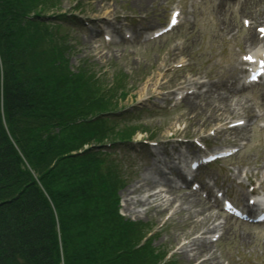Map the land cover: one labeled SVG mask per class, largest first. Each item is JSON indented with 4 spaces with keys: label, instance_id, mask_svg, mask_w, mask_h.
<instances>
[{
    "label": "rangeland",
    "instance_id": "1",
    "mask_svg": "<svg viewBox=\"0 0 264 264\" xmlns=\"http://www.w3.org/2000/svg\"><path fill=\"white\" fill-rule=\"evenodd\" d=\"M10 1L11 3L8 4L9 9L12 8L13 13H18L19 9L15 8H19L20 2L18 0ZM33 1L35 0H25L23 3L26 4L25 7L30 9V7L36 4V1L35 3H33ZM163 1L151 0L149 4L147 3L140 7L132 6L134 0L38 1L51 7L45 11V13L48 14L47 16H62L64 18L59 23L60 27L57 34L60 35L59 32L63 34V40L60 41L59 45L63 44L64 51H66L65 58L67 60V67L65 69H68L71 74H79V72H81V75L83 74L86 76L85 78L88 79L87 87L94 89L95 92L97 89L103 90L106 85L113 82L115 85L118 83L120 87L115 96L110 94L108 101L110 102L109 108L112 107L119 109L122 107V111L114 114L112 117L114 122H110L109 125L116 123L115 135L119 134L120 137L122 136L121 139H130L131 143H122L116 147L117 150H109L110 152L113 151L107 156V159L111 162L113 168L112 172L109 175L108 182L104 177L102 180L101 176L98 178V182L109 183L108 186L114 192L113 199L117 200L116 208L120 210L119 212L125 217L124 220L130 223L132 227L124 234L126 240L121 238L118 233H115V231L110 233V225L108 221H105L106 223L104 224V220H107L108 218V211H105L106 214H104L103 225L97 228L96 231L94 229L95 232H92L90 229L88 230L91 231V235H93L95 239L97 235L100 236V230H102V234L106 241L105 246L101 245L100 247L102 253L108 255L112 245H124L129 250L135 252V254H133V259L136 258L140 261V259L143 258L141 260H145L146 263L147 259L150 260L148 263L159 261L160 259L164 260L166 256H168L166 259H169L171 254L178 250L173 241L175 236L182 235L183 232L189 230L190 226L186 221L185 223H180L181 218H178V220L175 219L165 226L161 234L146 242L150 243V246H147L151 247L150 249H147L146 247L144 248L142 247V244L144 243L143 239L147 237L149 232L159 230L154 226H159L164 223L166 217H168V212L166 214L164 212L161 213V215H157L159 208L156 212H149L146 217L143 216V218L139 219L133 217V215H130L124 210L125 198L133 186L140 184V180L144 175H148L149 177L153 176L150 170L151 165L148 151L150 150V147L148 144L157 143V145L160 146L158 151H160L162 145H164L170 137L173 138L179 135L189 137L207 136L210 131H214L215 126L221 124L223 121H227V119L233 116L227 111H220L212 106L204 104H200L199 107L192 112L187 106L186 101L177 103L172 100V97L175 90L180 87L181 79H183V77L193 79L198 77L201 79H220L222 68L225 67V61L227 63L229 61L228 54L227 59L226 57H223L224 53L226 55V51H224V49L222 51L225 38L223 33L228 30L226 29L222 33V30L225 29L223 26L230 23H232V25H237L238 20H241L243 16L250 17L248 15L249 10H247V13L238 12L242 0H238L237 3L225 6V8H229V12L224 15L217 13L215 10L217 4H214L215 2L211 0H183L180 2L181 5L178 4L184 8L185 11H189V15L187 14V20L189 23L187 22V24L177 30L174 35L161 39L160 41L147 45L135 44L136 46H129V42H127V44L121 42V44L118 43L106 46L104 45L105 41L102 35L92 34L94 33L93 29L95 27H97L101 31V34H103L102 31L106 29L105 26H108V24L105 21H100V18L108 17L104 16L107 14H112V16L116 18L113 25L122 30H132L130 25L133 23H129V20H137L140 24H144V22L147 21L152 24V26L162 24L167 19V11H169L171 7L176 6V1L178 0ZM258 2H260V5L264 0H258ZM194 3L198 4L193 5ZM259 5L257 7H259ZM250 10L253 11V9ZM8 14L9 13H1L0 22L6 21V23H8L7 21H9L10 23H13L11 15L9 14V16ZM123 14L128 15L129 19H121L120 17L123 16ZM23 18L24 17L20 19L17 17L15 23L20 24L22 22L23 25L24 23L27 24L28 21ZM93 19L98 21L92 22ZM46 21H48L47 23H51L55 20L47 19ZM133 25H136V23ZM38 28L42 30V32L44 31L42 34L46 38H48V35L52 36L54 32V30L49 31V28H46V26V29H42V27L37 25L31 27L33 31H37ZM45 32L47 36L44 34ZM32 35H34V32ZM89 40L90 42H88ZM184 41L186 42L183 44ZM36 46L37 45L33 43V49L35 51H43L42 47H47L45 45H39L40 47L38 46V48L35 49ZM176 47H184L186 50L179 51V55L171 57L173 55L167 53L168 49ZM21 49L22 46H20V50ZM231 52H234V48ZM180 57L187 60L189 67L173 75L168 68L174 64V61L177 58L178 61ZM166 70H168V72H166ZM207 79L205 80L208 82ZM154 82H159V85L155 89L152 86ZM143 90H145V95L140 96ZM240 97L247 102L246 105L249 107L250 105H253L252 115L254 114V108L260 107L258 101L252 99L254 97L250 92L242 93ZM241 106L243 107V105H239L236 108L237 111L233 114L243 113V111H240ZM115 109L113 111H116ZM214 109H216V112ZM244 109L247 110L245 107ZM255 110L257 112L261 111L260 109ZM88 120L86 122H88ZM95 121L96 118H94L93 122ZM78 122L80 121L78 120ZM3 123L4 127L9 129L10 123L8 124L6 118H3ZM81 123H83V121ZM86 128L89 127H81L83 130H87ZM90 129V131L94 133L96 131H101L103 127L100 124H96V126L92 125ZM78 130L79 129H76V131ZM53 131H55L54 133L59 132L58 129ZM78 137L79 139L75 142V146H78L79 143H81V146L77 149H73V151L69 150V154L62 156L60 158L61 162L59 160L61 163L59 166L63 171H60L58 179H56L53 184L44 180V185H48L53 191L55 189L56 192L58 189L64 193H69V190L73 188L71 187L73 186L72 184L78 182V186L71 191L75 194L74 196H81V194H83V197L88 196L87 198L92 199L93 193L89 192V187H91L92 184L89 183H92L91 178L94 179V177L91 176L89 181L88 178H83L84 173L86 172L84 171V168L86 167L85 169H87V165L88 167H92V158H87V154H89L91 149L99 147L101 144H96L92 140L89 141L86 138L82 140L83 137ZM104 137H107L109 140H115L114 136ZM222 139L211 140L210 143L219 145L221 143L220 140ZM243 139L248 141V146L242 154L237 155L232 161L230 160L229 162L217 165L203 173L217 176L220 179L224 177L223 179L225 180L230 165L236 167L238 170H247L257 163H264V132L261 133L258 129H252L249 130L248 133H245ZM225 140L230 142L231 140H234V138L233 136H225ZM42 141V138H40L39 141H37L36 146L39 147L42 144ZM68 142L67 140L60 138L56 144L59 147H67ZM49 145H51V143H49ZM41 149L42 148H38V151L36 150V152H39L38 155L42 156V153L40 152ZM116 165L118 166V170L116 169ZM65 166L67 167V170ZM71 173H73L75 177V179H71V182L64 183L61 182L62 180L60 181V179H63ZM76 179L80 180L78 181ZM81 179H85V183L89 182L87 188L85 185L80 187L79 183H81ZM59 182L61 183L59 184ZM156 188H158V185H155L151 190ZM81 189L83 193H81ZM226 191L231 197H236L237 192L240 193V190L238 191V189L233 186L228 187ZM58 199L62 200L59 197ZM70 203H72L71 206L74 204V207L70 208V205L62 206L60 203H58V205H61L62 208L64 207V209L69 211L68 213L70 214L77 213L78 208L82 206V203L79 202V204L75 198H71ZM206 206L209 207L208 205ZM104 208L105 204L99 207L100 210ZM144 208L145 207L141 208V206H138L137 209L142 210ZM215 212H217V210ZM54 214L56 217L57 212L55 211ZM72 214L70 218L65 220L64 224L69 233L72 234L71 240H68L69 243L74 244L76 248L80 249V247L88 244L84 243L86 238H83L84 230H81V224L78 225L76 221L74 222L73 220H70L71 217L73 218ZM205 226L206 224H201L194 228V230H199ZM234 230L239 233L245 232L246 235H249L250 239H245V242L251 244L253 249L261 250L263 252L260 264H264V226L254 228L238 226L235 227ZM140 232L143 233L144 236L138 243L133 245L132 240L134 241L136 234ZM240 237V234H235L236 241ZM87 239L91 242V238L89 239L87 237ZM130 239H132L131 242H128ZM232 240L233 239L227 241L226 239H223V241H220L217 246H219L218 248L221 249L224 254L222 262L229 261L230 264H237L240 262V259L235 255L229 254L226 246L227 242H232ZM141 242L143 243L141 244ZM133 247L134 250L132 249ZM151 252L156 254L150 255ZM175 257L176 256L173 257L171 264H181L175 259ZM61 261H64V259Z\"/></svg>",
    "mask_w": 264,
    "mask_h": 264
},
{
    "label": "trees",
    "instance_id": "2",
    "mask_svg": "<svg viewBox=\"0 0 264 264\" xmlns=\"http://www.w3.org/2000/svg\"><path fill=\"white\" fill-rule=\"evenodd\" d=\"M18 1L20 6L15 9L19 12L13 13L8 7L11 1L0 0V15L9 13L13 22H0V264H145L143 258L140 261L133 259L135 252L124 245H112L108 255L102 253L100 247L106 244L102 230L96 239L91 235V231L95 232L103 225L105 211H108V218L104 224L108 221L110 233L115 231L126 240L124 234L132 227L118 215L117 200L113 199L114 192L109 183L98 182L100 176L107 182L108 178L98 170L99 165L94 159H91L92 167L87 165L84 176L81 174L88 181L91 176L95 179L88 182L92 184L89 187L92 199L83 197V194L82 197L74 196L71 191L78 182L72 184L69 193L58 189L54 192L44 185V180L53 184L63 171L59 166L60 158L81 146V143L75 146L78 136L95 143L108 139L103 132L92 133V125L86 121L91 116L113 111L115 108H109V96H115L120 87L116 83L109 90L106 85L103 90L95 92L87 87L88 79L81 72L69 73L65 69L66 51L59 45L58 38L49 35L46 38L42 34L44 31L31 29L35 25L43 26L45 11L51 7L35 0L36 4L28 9L23 3L25 0ZM17 17H24L27 24H16ZM33 43L37 45L35 49L39 45L47 47L35 51ZM3 118L10 123L9 129L4 127ZM83 126L89 128L83 130ZM55 129L59 132L54 133ZM40 138L43 141L37 147ZM60 138L69 141L67 147L56 144ZM38 148H42V156L36 152ZM89 157L91 155L87 154ZM71 179H75L73 173L60 181L71 182ZM80 182V187H88L85 179ZM71 198L82 203L77 213H71L73 218L70 219L81 224V230H84V243L88 245L80 249L69 243L72 234L64 224L71 214L62 206L74 207ZM103 204L105 208L100 210ZM134 242L132 240L133 245Z\"/></svg>",
    "mask_w": 264,
    "mask_h": 264
},
{
    "label": "bare ground",
    "instance_id": "3",
    "mask_svg": "<svg viewBox=\"0 0 264 264\" xmlns=\"http://www.w3.org/2000/svg\"><path fill=\"white\" fill-rule=\"evenodd\" d=\"M151 0H134L133 7H140L141 5L149 4ZM261 2V1H260ZM258 0H242L240 2V9L239 13H247L250 17H252V20L259 19L264 20V8H257L259 5ZM223 2H221L218 6H216V10L218 13H223L225 6ZM250 9H253L250 10ZM258 13V14H257ZM104 16L108 17H102V20H104L106 23L112 25L111 33L112 34H119L121 31H118L116 27L113 26V23H115V17L112 16V14H107ZM125 18V17H124ZM147 24V23H146ZM229 27L233 28V25L231 24H225L223 28L228 29ZM232 30H229L231 32ZM227 32L229 35V41L235 44H239L240 40L236 39L235 36ZM93 34V33H92ZM94 35V34H93ZM92 38V37H91ZM244 42H258L257 36L254 34V32L251 31V29H248L247 35L245 39L243 38ZM90 42V40L88 41ZM186 42V41H185ZM186 49L184 47H176V48H169L168 52L169 54H172L174 57L175 55H179V51H185ZM181 54V52H180ZM170 57V58H171ZM223 70L225 68H222ZM176 72H179V70H175ZM235 68L233 66H230V70H228V74H222L220 76V83L212 84L211 86H208L205 93H197L193 94L192 97H189L186 101L187 106L190 108V111H195L197 107H199L200 104H204L207 106H212L220 111H227L229 114L234 113L237 111V107L241 104L243 107H248L243 100L239 99L238 97V91L233 87V81H229L232 79L231 74H234ZM182 80V79H181ZM189 80L183 77V83H188ZM230 83V85H229ZM199 84V82L194 83ZM159 85V82H154L152 84L153 88H157ZM160 87V86H159ZM158 87V88H159ZM145 95V90L142 91V94L140 96ZM187 99V98H186ZM216 109L215 112H216ZM237 134L242 133V129H235L234 131ZM244 132V131H243ZM153 158L156 157L155 152L153 153ZM157 156H160V154H157ZM156 159V158H155ZM170 164L169 162L165 161L156 163V166L154 169H152V177L154 180L147 178V176L143 177L142 180H140L139 185H135L132 187L130 192L125 198V211L128 212L130 215H133V217L136 218H143V216H147V211L149 212H156L158 210L157 215H161V213L165 214L171 209L169 214V218L166 220V222L163 224V227L168 225L173 220L180 219V223L185 221L190 226L188 231L183 232L182 235L175 236L174 244L175 246H178V252L175 253L174 256L175 259L178 260L181 264H219L222 261V257L217 255V250L214 251L213 245H205L204 242L200 241L199 239L193 238L192 230L195 227H198L201 224H207L209 222H213L216 220L214 216L211 214H207L208 209L206 207V204L201 201L202 199L199 198L196 195V193H189V194H183V195H176L172 200L169 198L166 199V196H164V193L170 194L171 192L174 193L172 186L170 185V182L164 179L163 171L161 170V165L168 166ZM175 170H178V168H174ZM161 180L168 186L169 189H165L163 185V189H159L158 192H156L154 189L151 190V188H154L157 183H161ZM142 182V183H141ZM142 184V185H141ZM162 184V183H161ZM170 193H169V192ZM171 193V194H172ZM135 195V196H134ZM178 203V204H177ZM138 206L141 207H147V210L141 212L137 210ZM152 214V213H151ZM156 215V214H155ZM156 215V216H157ZM216 227V226H214ZM226 235L227 240L233 239L231 242V249L236 250L237 247H241L243 245H246L245 239H250L248 237H245L246 234L241 235L240 238H235V232L232 231V229L228 230L227 232L223 233V236ZM183 241L182 244H179L180 241ZM173 243V242H172ZM247 247L250 246L247 244ZM251 249V248H250ZM250 263H254V261H250Z\"/></svg>",
    "mask_w": 264,
    "mask_h": 264
},
{
    "label": "snow or ice",
    "instance_id": "4",
    "mask_svg": "<svg viewBox=\"0 0 264 264\" xmlns=\"http://www.w3.org/2000/svg\"><path fill=\"white\" fill-rule=\"evenodd\" d=\"M244 23L247 25V24L249 23V21L245 20ZM259 31H260L262 34H264V28H260ZM249 59H251V58L249 57Z\"/></svg>",
    "mask_w": 264,
    "mask_h": 264
}]
</instances>
